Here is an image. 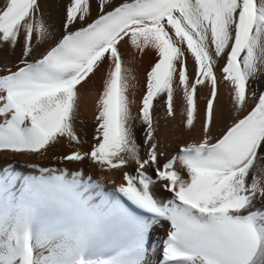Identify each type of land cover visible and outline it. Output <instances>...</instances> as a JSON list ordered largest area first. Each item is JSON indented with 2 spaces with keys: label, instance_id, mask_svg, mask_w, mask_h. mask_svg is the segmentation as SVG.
<instances>
[{
  "label": "snow or ice",
  "instance_id": "1",
  "mask_svg": "<svg viewBox=\"0 0 264 264\" xmlns=\"http://www.w3.org/2000/svg\"><path fill=\"white\" fill-rule=\"evenodd\" d=\"M45 42L49 46L37 53ZM122 42L157 56L136 115ZM0 46L21 47L18 63L0 72V153L43 154L63 141L81 143L75 129L79 89L107 62L91 150L57 159L87 158L106 170L135 161L134 174L124 172L116 191L152 217H133L113 204L134 239L107 259H91L87 250L98 224L88 210L82 173L69 179L45 168L22 180L14 173L0 177V264H144L145 236L161 220L170 224L161 264H264V91L252 88L264 75V0H67L55 39L39 0H2ZM188 54L194 76L186 68ZM221 59L233 118L214 136ZM198 85L210 89L201 137L161 164L154 101L162 100L173 116L174 94L182 89V114L194 128L201 112ZM157 183L171 199L153 195ZM42 207L55 208L58 216L39 222Z\"/></svg>",
  "mask_w": 264,
  "mask_h": 264
},
{
  "label": "bare ground",
  "instance_id": "2",
  "mask_svg": "<svg viewBox=\"0 0 264 264\" xmlns=\"http://www.w3.org/2000/svg\"><path fill=\"white\" fill-rule=\"evenodd\" d=\"M47 24L50 31L53 34V39L59 37L62 32V20L66 10L67 0H39ZM114 2H121V0H114ZM2 3V0H0ZM96 4L92 5V15H96ZM50 42L37 47L36 52H43ZM120 52L124 61L125 67L130 69V74L134 78L131 83L134 85L129 90L130 99L134 101L132 104L133 115H136L139 111L140 100L142 99L145 91L146 74L150 70V67L155 63L157 56L154 50L151 48H145L144 51H140L134 48L130 43L122 42L120 45ZM21 56V47L12 48L11 46H0V72L4 68H11ZM224 63V60H218V67L216 73L218 76V119L216 125L213 127V135L215 136L224 127L226 123H229L233 118L232 102L230 96V88L223 81L220 73V67ZM186 68L190 75L194 76L195 64L188 54L186 60ZM107 72V62L105 65L97 71L95 75L91 76L87 84L79 89V107L78 115L75 121V129L77 134L81 138V143L75 142L69 143L63 141L60 144L50 147L43 154H10L0 153V177L10 176L13 173L16 177L22 178L30 175L39 176L43 169L47 168L53 172H63L69 179L72 178V174L82 173L80 179L84 184V192L86 197V203L88 210L95 218L108 207L104 203V200L111 197L109 190L112 187H117L123 183V173L129 172L134 174L137 167L135 161H130L126 167L117 170H106L101 168L98 164L92 162L89 159H84L82 162L66 163L57 159L60 156L68 154L72 151H90L93 143V131H94V118L96 115V100L99 97L100 92L103 90V79ZM91 75V74H90ZM252 88L259 94L260 91H264V75H261L258 79L252 82ZM197 103L201 110L200 116L194 120V128H189L186 125V116L182 113L185 109V103L183 100V91L178 89L174 94L173 108L174 115H166V106L163 101L157 98L154 101L156 105L154 110V117L156 123V139L161 148V151L165 153L164 157H161V164L165 158H170L177 153L178 148L181 145L198 140L201 137V121L203 118V109L206 107V94L210 91L207 87L197 86ZM251 107V104L249 105ZM2 119V118H0ZM142 130L143 125L134 122V133L137 138V142L141 144L140 156L145 157V148L142 144ZM148 172L151 174L152 169L149 168ZM21 184L18 181L12 188L13 193L19 196ZM153 195L161 202H166L171 199V193L165 192L159 183L152 187ZM261 206H264V201L260 202ZM152 230L150 239L147 243L146 249L148 250L144 264H155L159 258L160 243L162 238V231H167L169 223L168 221L161 220L158 223H152Z\"/></svg>",
  "mask_w": 264,
  "mask_h": 264
}]
</instances>
